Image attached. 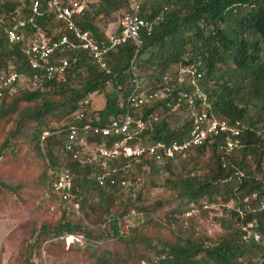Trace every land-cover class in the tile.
Here are the masks:
<instances>
[{
    "label": "trees",
    "instance_id": "obj_1",
    "mask_svg": "<svg viewBox=\"0 0 264 264\" xmlns=\"http://www.w3.org/2000/svg\"><path fill=\"white\" fill-rule=\"evenodd\" d=\"M96 2L91 1L85 13L75 21L98 40L103 36L92 25L93 17L117 9L127 11L128 8L125 0ZM137 2L141 17L159 16L148 32H140L138 47L126 41L110 50L105 56L104 68H99L85 51L65 52L70 65L61 75L45 79L42 69H30L23 52L24 38L9 42L4 30L11 16L20 18L28 13L27 1L0 0V74L10 66L18 75L13 83L14 90L9 94L5 92L0 104V125L13 123L12 129L6 131L0 142V158L5 150L16 148L17 143L23 141L37 157L45 159L43 165L48 185L52 180L49 167L68 169L72 174L71 193L78 212L81 206L76 195L95 196L96 201L86 205L88 211L85 216L90 217L89 214L95 211L99 213L96 220L100 216H109L112 232L117 236L120 234L116 226L117 215L121 213L109 214L115 200L112 194L118 188L98 186L94 179L95 165L71 159L61 152L64 135L52 132L61 129L64 122L71 121L78 101L84 97H90L85 117L93 120L98 116L104 123L121 115L125 109V96L131 88L128 67L129 60L133 58V66L144 90L152 92L163 86L164 81L171 86L170 96L154 100L150 106L143 105L140 117L145 119L160 105L169 111V115L153 120L139 135L146 143L181 141L188 134L190 117L183 100L177 101L179 96L176 93L180 88L187 91L192 88L185 78L177 81V70L179 66H193L200 75L197 85L209 102L213 115L230 124L238 122L240 145L225 152L219 148V139L214 138L186 150L184 153L191 150L200 153L208 149L212 171L203 177L193 175L178 179L175 189L180 187V194L188 202H197L201 198L214 201L217 195L225 194L224 199L235 202V207L226 211L234 224H226L227 231L223 236L207 245L191 238L181 242H160L156 264H264V128L258 125L264 112V0ZM24 30V36L40 32L43 37L51 39L63 32L61 21L44 10L36 19L35 27ZM117 31L118 28L112 34ZM34 73L36 78L32 81ZM107 86L114 95L108 97L105 94L102 107L94 108L91 95L100 94ZM250 108L256 117L249 114ZM179 111L180 116L176 114ZM175 115L182 122L172 127L168 120ZM183 154L163 159L166 161L165 169L171 160ZM154 163L153 158H141L134 167H152ZM131 176V172L129 175L126 173L127 180H133ZM17 188L18 184L7 182L0 176V197L6 191L16 192ZM148 214L147 211L146 216ZM88 220L96 222L91 217ZM249 223V228L241 229V225ZM247 230L251 233L245 237ZM64 235L81 236L82 240L91 237L90 229L81 218L70 220L68 215H62L57 223L32 236L31 250L22 264H42L40 251L49 253L57 240L62 243L60 238ZM90 245L87 246L92 247ZM32 256L39 260L34 261Z\"/></svg>",
    "mask_w": 264,
    "mask_h": 264
},
{
    "label": "rangeland",
    "instance_id": "obj_2",
    "mask_svg": "<svg viewBox=\"0 0 264 264\" xmlns=\"http://www.w3.org/2000/svg\"><path fill=\"white\" fill-rule=\"evenodd\" d=\"M92 3L97 2L92 0ZM123 13L124 9L99 13L91 23L98 34L109 36L118 28ZM105 94L108 97L114 95L109 86L100 94L91 95L94 108L102 107ZM150 104L152 101L146 103ZM149 114L148 122H152L168 116L169 111L166 112L160 105ZM176 114L180 116V111ZM249 114L257 116L252 108ZM261 118L258 125L264 128V112ZM181 122L176 115L168 120L172 127ZM12 127V122L0 125V142ZM211 159L210 151L206 149L200 153L191 150L174 158L169 162L168 169H165L164 160L152 167L146 165L139 169L134 167L133 162L127 164L128 175L131 172L134 181L128 180L129 189H118L112 194L115 200L109 215L121 213L117 215L116 226L120 234L116 236L112 232L109 216H100L96 220L98 212L89 214L96 222L89 221L90 217L85 216L88 211L86 205L94 203L95 196L75 194L81 206L78 213L65 207L46 183L45 159L37 157L27 143L20 141L16 148L5 150L0 158V176L19 186L16 192L6 191L0 197V264H22L31 250L32 236L42 228L57 223L62 215H68L70 220L81 218L90 229L91 237L73 239L69 244L60 238L62 243L57 240L49 253L40 251V256L48 264H156L160 242H181L191 238L201 240L205 245L214 243L227 231L226 224H234L226 213L235 207L234 200H226V195L222 194L217 195L214 201L201 198L197 202H188L180 194V187L175 189L178 179L209 174L212 171ZM137 207L140 209L137 210ZM190 208H194L195 213L186 216L185 212ZM147 211L149 214L146 216ZM250 233L247 230L245 237ZM32 257L34 261L39 260Z\"/></svg>",
    "mask_w": 264,
    "mask_h": 264
},
{
    "label": "built area",
    "instance_id": "obj_3",
    "mask_svg": "<svg viewBox=\"0 0 264 264\" xmlns=\"http://www.w3.org/2000/svg\"><path fill=\"white\" fill-rule=\"evenodd\" d=\"M28 13L20 18L11 16L4 27L9 42L24 38L23 52L26 55L29 67L32 71L42 69L45 79L59 76L70 65L65 52L85 51L99 68L105 67V56L110 50L130 41L133 46L140 44V32H148L152 24L159 20V16L146 19L139 15V3L137 0H125L127 11L122 14L116 34L103 36L97 40L88 30L81 28L75 21L88 9L92 0H26ZM42 10L51 13L61 21L63 32L55 39L43 37L40 32L32 36L25 35V28L35 27V21L41 16ZM2 19L0 17V23ZM131 78V88L125 96L124 112L118 117L106 122H100L98 116L93 120L85 113L90 106V97H84L77 103L72 113L71 121L62 124V128L53 131L52 134L63 133L60 151L69 155L71 159L82 163L95 165L94 176L98 186L109 189L116 186L118 189H129L126 178L127 164L138 162L141 158H153L155 162L165 158H171L174 154H183L191 147L201 145L207 139L218 138L221 142L219 148L229 152L240 145L239 124L227 123L217 119L210 110V104L206 101L204 93L197 85L200 75L193 66H179L177 81L185 78L191 86V90L180 88L177 91V101L183 100L189 111L190 128L186 138L181 141H154L146 143L139 132L148 127V115L141 119L143 105L153 100H164L171 93V86L166 84L154 91H146L142 88L135 68L133 58L129 60L128 67ZM18 78L10 66L0 74V104L4 93L14 90L13 83ZM36 74H33V80ZM27 78H23L26 80ZM165 79V78H164ZM28 80V79H27ZM182 83V82H181ZM117 89L120 87L117 86ZM168 105V103H166ZM43 135H46L44 133ZM43 137V136H42ZM146 139L147 135L144 136ZM52 180L49 188L58 199L67 205L72 211L78 213V205L73 200L72 174L65 168L49 167ZM264 206V200L262 202ZM205 207V206H203ZM195 213L190 208L185 215ZM251 224L241 225V229L249 228ZM69 237V240L67 238ZM65 243L74 240H82L81 236L64 235ZM42 252V250H41ZM43 255V254H42ZM42 264H48L42 256Z\"/></svg>",
    "mask_w": 264,
    "mask_h": 264
},
{
    "label": "bare ground",
    "instance_id": "obj_4",
    "mask_svg": "<svg viewBox=\"0 0 264 264\" xmlns=\"http://www.w3.org/2000/svg\"><path fill=\"white\" fill-rule=\"evenodd\" d=\"M67 240H69V237L67 238Z\"/></svg>",
    "mask_w": 264,
    "mask_h": 264
}]
</instances>
